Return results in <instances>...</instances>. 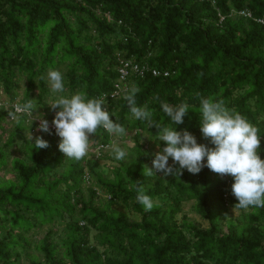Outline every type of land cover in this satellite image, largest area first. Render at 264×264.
<instances>
[{"label":"trees","instance_id":"trees-1","mask_svg":"<svg viewBox=\"0 0 264 264\" xmlns=\"http://www.w3.org/2000/svg\"><path fill=\"white\" fill-rule=\"evenodd\" d=\"M262 16L264 0H0V173L7 172L0 178V264L24 257L29 264H264V208H235L233 178L207 167L145 176L154 148L166 145L125 99L135 90L136 106L153 121L187 129L209 148L201 97L222 100L263 137ZM129 60L169 75L132 72L127 90L113 97L121 62ZM49 70L62 74L63 93L51 90ZM76 93L105 96L104 108L125 129L118 135L101 127L90 137L91 149L104 146L96 152L111 162V175L92 166L90 150L79 161L67 159L56 130H38L36 119L52 124L54 100ZM29 100L34 119L24 113L12 120L7 106ZM163 103H186L184 123L174 124ZM36 137L49 146L35 148ZM119 137L128 140L123 160L108 155ZM258 152L264 159L262 139ZM138 188L152 198L150 211L137 201ZM188 203L205 226L178 219Z\"/></svg>","mask_w":264,"mask_h":264},{"label":"clouds","instance_id":"clouds-1","mask_svg":"<svg viewBox=\"0 0 264 264\" xmlns=\"http://www.w3.org/2000/svg\"><path fill=\"white\" fill-rule=\"evenodd\" d=\"M47 79L54 93L65 91L63 77L58 70H49ZM134 95L135 90L125 97L130 112L136 119L147 121L150 127L155 126L159 140L166 145L154 154L152 167L145 165V176L152 177L158 173H163V177L177 174L181 176L183 169L198 174L207 167L221 177L233 178L231 193L238 201L235 208H264V159L258 152L261 137L258 135V129L245 117L228 109L222 100L201 97L200 130L203 137L214 145L209 148L206 144L198 143L197 138L187 129L178 131L177 127H162L160 123L153 121L151 113L136 106ZM49 106L54 111L59 109L52 125L61 138L59 150L67 159L79 161L87 156L90 137L98 128L102 127L110 134L125 133L124 127L111 119L101 98L87 99L81 93L70 97L60 95ZM161 107L174 124L178 126L184 123V117L188 113L186 103L177 106L163 103ZM35 110L36 106L32 100L18 105L15 109L17 113L22 112L29 116H32ZM9 115L13 116V113ZM39 120L38 130L50 133L49 121L43 117ZM48 146V141L42 137L35 138V148L43 149ZM113 152L116 160H123L127 155L125 150L116 145H113ZM170 157L173 160L171 166ZM176 164L179 168L175 167ZM137 192V201L144 206L145 211H150L154 206L152 198L146 195L142 188H138Z\"/></svg>","mask_w":264,"mask_h":264},{"label":"rangeland","instance_id":"rangeland-1","mask_svg":"<svg viewBox=\"0 0 264 264\" xmlns=\"http://www.w3.org/2000/svg\"><path fill=\"white\" fill-rule=\"evenodd\" d=\"M31 118L34 119L33 116H31ZM13 124H14V123H13ZM33 134H34V133H33ZM132 134H133V133H129V136H132ZM27 137L30 138L31 135H28ZM127 142H128V140H125V139H123L122 137H119V138H116V140L114 141L113 145L119 146L120 148H121V147H122V148H125V151L127 152V148H126V147H127V145H126ZM92 145H93L92 142H90V148H89V150H90V152H92V153L94 154V156H93V157H94V158H93L94 161L92 162V166H93L97 171L103 172L105 175H107V174L111 175V174H110V168H109L111 162L108 161V160H106V159H101V158L98 159V156H99V155H98V153L96 152L95 149H91V146H92ZM113 145H112L111 149L108 151V152H110V153H108V155H111V154L114 155V152H113ZM157 151H159L158 146H157L156 148H154V152L156 153ZM19 153H20V152H19ZM104 158H105V157H104ZM6 177H7V172H6V171L0 173V178H1V179H5ZM92 183H93V181H92L91 179H89L88 182H87V186H88V187L92 186ZM117 210L121 211L122 213H126V211H125V209H124L123 207H117ZM233 213H236V211L233 210ZM183 215H187L188 221H191V222H193V223L199 224V225H201V226H205V222L203 223L202 220H201V219L196 215V213L194 212V210H193V208H192V203H188V204L185 205V209H184L183 213L180 214L179 217H178V219H179L180 221L182 220V216H183ZM127 216H128L130 219H136V220L139 219V217H138L137 215H134V214H129V213H127ZM48 227H49V226L46 225V226H43L42 229L45 231V230H47ZM63 229H64V227H58V228H56V231L58 232V234H61V235H62V234H63ZM43 235H44V234H42V235H38V236H37V239L42 238ZM54 242H55L56 244H58V240H55ZM30 252H31V254H33V255H37V256H40V257H41L40 253L37 252V251L35 250L34 247L31 249ZM22 264H29L28 258L24 257V259H22Z\"/></svg>","mask_w":264,"mask_h":264},{"label":"built area","instance_id":"built-area-1","mask_svg":"<svg viewBox=\"0 0 264 264\" xmlns=\"http://www.w3.org/2000/svg\"><path fill=\"white\" fill-rule=\"evenodd\" d=\"M76 1H81V0H76ZM242 14L246 17H252V14L248 11H243ZM258 22L260 24H263L264 25V16L260 17L258 19ZM150 72L152 73L153 76L155 77H160V76H168L169 73L168 72H162L161 70H158V69H149L147 67H141L139 66L138 64H134L132 61H122L121 62V67L119 68V75H120V80L119 82L115 85V88H116V92L113 94V97L117 94H119L121 91L123 90H127V88L124 86L123 83L126 82V80L128 79V77L131 75L132 72L134 73H138L140 74L141 76L144 75L145 72ZM124 86V87H122ZM102 99H106V97L104 96ZM4 105V101L0 100V105ZM20 105L19 103H14L12 105H9L7 106V109L9 110H13L14 113H15V116L14 118L12 117V120H15L16 116L17 115H21V114H24V113H17L15 111L16 107ZM106 109V108H105ZM107 110V109H106ZM108 111V110H107ZM31 117V116H30ZM36 123L38 125V128H39V124H40V120L36 119ZM49 126L52 130H55V126L52 125L51 123H49ZM261 139L264 141V136L261 137ZM104 146H100L96 151L99 152L98 150H100L101 148H103Z\"/></svg>","mask_w":264,"mask_h":264}]
</instances>
